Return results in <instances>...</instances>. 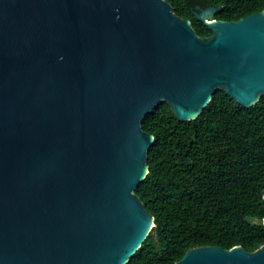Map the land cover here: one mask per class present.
Instances as JSON below:
<instances>
[{
    "label": "water",
    "instance_id": "water-1",
    "mask_svg": "<svg viewBox=\"0 0 264 264\" xmlns=\"http://www.w3.org/2000/svg\"><path fill=\"white\" fill-rule=\"evenodd\" d=\"M197 10L209 37L167 0H0V264H128L155 226L136 193L144 118L167 102L195 120L217 90L264 97V10ZM175 264H264V245Z\"/></svg>",
    "mask_w": 264,
    "mask_h": 264
},
{
    "label": "trees",
    "instance_id": "trees-1",
    "mask_svg": "<svg viewBox=\"0 0 264 264\" xmlns=\"http://www.w3.org/2000/svg\"><path fill=\"white\" fill-rule=\"evenodd\" d=\"M201 37L195 16L217 7L218 20L264 10V0H167ZM155 142L149 173L136 190L155 226L128 264H175L191 248L264 245V97L251 108L217 90L199 118L181 122L162 102L142 122Z\"/></svg>",
    "mask_w": 264,
    "mask_h": 264
}]
</instances>
